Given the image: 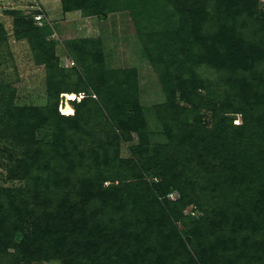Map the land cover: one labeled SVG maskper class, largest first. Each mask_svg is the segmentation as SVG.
Listing matches in <instances>:
<instances>
[{
  "label": "trees",
  "instance_id": "trees-1",
  "mask_svg": "<svg viewBox=\"0 0 264 264\" xmlns=\"http://www.w3.org/2000/svg\"><path fill=\"white\" fill-rule=\"evenodd\" d=\"M90 1L60 3L64 12L96 16ZM173 2L179 26L149 48L159 50L157 58L176 78L168 102L146 111L131 96V112L119 118L95 82V98L86 91L69 101L73 115H59V95L83 92L82 79L68 82L52 57L45 62V106H15V90L0 87V166L4 161L9 179L23 184L0 187V264L20 259L7 248L16 247L30 219L36 232L24 252L32 261L264 264V20L257 0ZM21 23L16 37L31 35L32 47L52 45L44 40L51 24L38 27L30 16ZM139 41L148 47L145 38ZM123 74L134 75L115 73ZM119 85L115 93L127 99L126 82ZM199 109L210 112L213 128L197 116L183 121ZM229 115L241 123L234 126ZM111 119L124 140L138 137L132 159L101 144V128L112 130ZM48 129L50 141L38 138ZM113 164L126 173L110 178ZM193 209L200 215L192 216Z\"/></svg>",
  "mask_w": 264,
  "mask_h": 264
},
{
  "label": "rangeland",
  "instance_id": "rangeland-1",
  "mask_svg": "<svg viewBox=\"0 0 264 264\" xmlns=\"http://www.w3.org/2000/svg\"><path fill=\"white\" fill-rule=\"evenodd\" d=\"M104 1L91 0L89 4L98 6L99 14L83 16L81 11L77 10L64 12L60 0H0V87L6 86L15 90V106L43 107L47 104L48 83L45 62L51 60V57V63H54L55 59L58 60V67L68 76V82L82 79L83 92L75 95L76 101L78 98L81 100L86 91L95 98L91 86L95 85V82L99 83L107 104L116 110L113 112L116 117L121 118V112L126 114L131 112L132 103L129 100L131 96H134L132 98L137 99L139 106L146 111L157 102L170 101L169 93L176 78L157 58L159 50L154 49L153 54V49L149 51V48L155 46L156 41L163 34L179 26L177 21L180 14L177 6L174 2L171 3L173 0ZM256 8L257 15L264 20V0H257ZM38 9L43 10L52 26L49 35H45L44 39L47 43L53 42L52 45L45 43L42 47H32L29 41L31 35L16 37L22 29V26L18 27L17 22L22 24L25 17L36 13ZM140 38L147 40V48L140 43ZM49 48L52 53L49 52ZM130 70L134 75L123 74L125 79L115 75L117 71ZM129 76H133V79H127ZM89 79H93L94 82L90 84ZM125 82L127 99L115 93L118 85L123 86ZM108 85L110 87H105ZM201 94L205 96L206 93ZM68 100L74 98L69 99L65 94L59 95L57 105L59 115L66 117L74 114L73 106ZM179 104L183 105L180 102ZM184 106L191 108V111L196 110L190 105L184 104ZM105 116L109 120L107 114ZM196 116L207 128L215 126L210 112L204 109H199L197 113L192 112L191 115L185 114L182 119L191 123ZM228 119H232L234 126L241 123L239 115H229ZM139 120L142 122L141 119ZM139 120L134 124L135 129L141 127ZM111 124L113 131L106 126L101 128L98 137L101 144L106 142L110 146H117L119 159H132V149L137 145L138 137L133 134L132 140L126 141L120 136L121 131L117 123L112 120ZM40 133L37 135L38 138L41 135L42 139L51 140V129ZM9 169L10 166H6V163L1 161L0 187L22 186V182L9 179L11 177ZM118 170L113 164V167H110V175L107 171L109 177L114 179ZM119 172L126 173L124 170ZM145 180L149 181L146 177ZM107 185L108 183L104 184ZM173 198H177L176 193L173 194ZM193 212L194 217L200 215L196 209H193ZM29 214L32 212L29 211ZM35 220L28 221L24 233L18 234L15 238L16 247L7 248V253L20 252L21 257L15 264H61L58 260L38 262L26 259L29 253L24 251L29 250L27 245L33 243L30 239L36 232Z\"/></svg>",
  "mask_w": 264,
  "mask_h": 264
},
{
  "label": "built area",
  "instance_id": "built-area-1",
  "mask_svg": "<svg viewBox=\"0 0 264 264\" xmlns=\"http://www.w3.org/2000/svg\"><path fill=\"white\" fill-rule=\"evenodd\" d=\"M29 16L32 17V19L34 20L35 24L38 27H42L44 25V23L50 25V22H49L48 18L45 16L42 9H38V11L36 13H32ZM75 99H76V97H75ZM77 100L79 101V98ZM171 198H173V195L171 196Z\"/></svg>",
  "mask_w": 264,
  "mask_h": 264
},
{
  "label": "bare ground",
  "instance_id": "bare-ground-1",
  "mask_svg": "<svg viewBox=\"0 0 264 264\" xmlns=\"http://www.w3.org/2000/svg\"><path fill=\"white\" fill-rule=\"evenodd\" d=\"M66 96H68L69 99H75V94L74 93H68V94H65ZM69 101V100H68Z\"/></svg>",
  "mask_w": 264,
  "mask_h": 264
}]
</instances>
